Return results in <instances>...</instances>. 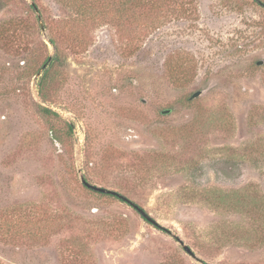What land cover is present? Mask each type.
Wrapping results in <instances>:
<instances>
[{"label":"rangeland","instance_id":"374dc122","mask_svg":"<svg viewBox=\"0 0 264 264\" xmlns=\"http://www.w3.org/2000/svg\"><path fill=\"white\" fill-rule=\"evenodd\" d=\"M35 1L0 0V264H264V0H172L137 45L71 21L115 0Z\"/></svg>","mask_w":264,"mask_h":264},{"label":"trees","instance_id":"16d2710c","mask_svg":"<svg viewBox=\"0 0 264 264\" xmlns=\"http://www.w3.org/2000/svg\"><path fill=\"white\" fill-rule=\"evenodd\" d=\"M171 1L172 0H125L124 2H118L115 0L110 4H102L101 2L97 3L96 1H93L90 3L91 5L88 6H83L80 2H72V4L68 5V7H70L76 14V17L71 21L72 23H77V28L79 27L78 17H86L88 22H102L104 19H107V24H111L117 28L119 27V32H129L133 36L131 41H135V44L137 45L140 44V40L142 41L145 37H147V35L158 29L165 18L175 17L178 15L182 16V14L185 13L183 8L174 11L168 10V6L167 8L165 6L169 5V2ZM34 2L36 1L34 0ZM255 2L262 5L257 0H255ZM31 8L35 9V5L31 6ZM49 42L52 46H54V48H56L53 39H50ZM55 58L52 61H55ZM46 79L47 72L42 76L37 85L38 93L42 99L44 98L43 90ZM37 108L39 113L45 117H58L57 113L49 108L40 105ZM68 130H72L70 125L68 126ZM99 194L115 198L119 200V202L128 204L127 201H124L117 196L104 193ZM220 199L222 200V198ZM214 202L219 206L223 204L218 201ZM230 206L233 205L231 204ZM253 210H255V207H253ZM156 227L159 228L158 226ZM37 234L38 232H34V238L38 236Z\"/></svg>","mask_w":264,"mask_h":264},{"label":"water","instance_id":"95a60500","mask_svg":"<svg viewBox=\"0 0 264 264\" xmlns=\"http://www.w3.org/2000/svg\"><path fill=\"white\" fill-rule=\"evenodd\" d=\"M201 95V92H196L194 93L192 96H191V99H194V98H197ZM169 110H166V111H162V114L163 115H167L169 114ZM80 181L81 183L88 189L90 190H93L95 192H98V193H104V194H110V195H114V196H117L119 197L120 199H123L124 201H127V203L133 208L135 209L139 214L140 216L145 219L146 221H148L149 223L153 224V225H158L148 214H146V212L139 208L137 205H135L134 203H132L131 201H129L126 197L120 195L119 193L115 192V191H112V190H108V189H105V188H102V187H98V186H95V185H91L89 184L82 175H80ZM180 246L182 247V249L188 254L190 255L191 257H195L194 253L190 250V248L188 246H186L184 243H182L180 240H178Z\"/></svg>","mask_w":264,"mask_h":264}]
</instances>
